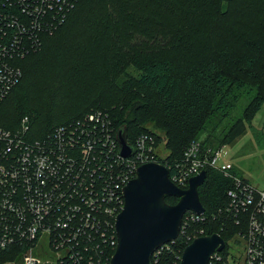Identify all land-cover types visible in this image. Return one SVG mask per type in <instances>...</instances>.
<instances>
[{
    "label": "trees",
    "instance_id": "1",
    "mask_svg": "<svg viewBox=\"0 0 264 264\" xmlns=\"http://www.w3.org/2000/svg\"><path fill=\"white\" fill-rule=\"evenodd\" d=\"M71 3L52 33L35 32L39 48L24 39L21 49L28 53L13 60L22 77L0 106V127L15 131L28 118V137L42 139L103 111L118 129L125 127L130 144L143 133L154 135L157 146L163 142L168 153L161 161L170 166L193 141L213 151L232 144L264 105V0ZM4 9L25 21L20 7L8 2ZM16 31L8 28L6 36ZM243 94L248 102L237 114ZM253 135L264 146V132L253 128ZM229 170L246 179L234 167ZM206 172L199 187L206 220L198 226L204 235L224 237L219 263L225 264L228 242L243 229L221 213L234 179L211 166ZM166 200L178 202L174 196ZM190 242L180 234L151 264H180Z\"/></svg>",
    "mask_w": 264,
    "mask_h": 264
},
{
    "label": "built area",
    "instance_id": "2",
    "mask_svg": "<svg viewBox=\"0 0 264 264\" xmlns=\"http://www.w3.org/2000/svg\"><path fill=\"white\" fill-rule=\"evenodd\" d=\"M8 2L21 8L24 22L5 11ZM71 8V0L2 1L0 106L22 77L13 60L28 53L21 49L24 39L28 36L39 48L35 32L52 33ZM15 26L16 33L6 36ZM28 130V118L15 131L0 127V264H108L117 248L116 218L124 207V187L142 164L163 163L165 158L155 136L139 135L131 144L133 154L125 157L118 128L103 111L62 125L42 139H30ZM221 156L222 148L206 150L200 140L193 141L181 161L167 166L170 177L182 188L207 166L232 177L234 187L221 213L243 228L233 239L241 240L244 251L238 262L229 254L225 264H264V189L231 173L232 166L221 164ZM205 213L184 215L180 234L188 241L204 235L198 223L206 220ZM220 252H214L209 264H220Z\"/></svg>",
    "mask_w": 264,
    "mask_h": 264
},
{
    "label": "water",
    "instance_id": "3",
    "mask_svg": "<svg viewBox=\"0 0 264 264\" xmlns=\"http://www.w3.org/2000/svg\"><path fill=\"white\" fill-rule=\"evenodd\" d=\"M117 139L121 154L131 156L134 149L125 127L118 129ZM206 177L203 170L190 178L188 188H182L172 181L163 163L142 164L123 189L124 207L116 218L118 243L110 264H151L161 246L179 237L186 212H205L199 187ZM168 196L178 198V202L169 203ZM225 247L226 240L219 233L199 236L185 247L180 264H209L214 252Z\"/></svg>",
    "mask_w": 264,
    "mask_h": 264
},
{
    "label": "rangeland",
    "instance_id": "4",
    "mask_svg": "<svg viewBox=\"0 0 264 264\" xmlns=\"http://www.w3.org/2000/svg\"><path fill=\"white\" fill-rule=\"evenodd\" d=\"M69 70H66V72ZM129 71L134 73L132 68ZM123 77L119 79V83L123 81ZM248 102L247 96L243 94L242 101L236 111L241 114L243 106ZM253 128L264 132V105L256 114L251 123L247 125V130L235 142L223 146L220 163H228L233 166L237 172L248 179L256 188L264 189V146L259 145L253 135ZM160 132V130L153 127ZM161 134H163L161 132ZM159 151L162 156L168 153L165 144L159 145ZM241 241V240H240ZM235 238L228 242V251L231 260L238 262L242 259L243 244Z\"/></svg>",
    "mask_w": 264,
    "mask_h": 264
},
{
    "label": "crops",
    "instance_id": "5",
    "mask_svg": "<svg viewBox=\"0 0 264 264\" xmlns=\"http://www.w3.org/2000/svg\"><path fill=\"white\" fill-rule=\"evenodd\" d=\"M233 167V166H232Z\"/></svg>",
    "mask_w": 264,
    "mask_h": 264
}]
</instances>
